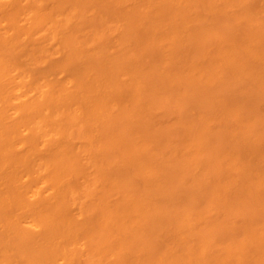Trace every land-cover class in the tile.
<instances>
[{
  "label": "bare ground",
  "instance_id": "bare-ground-1",
  "mask_svg": "<svg viewBox=\"0 0 264 264\" xmlns=\"http://www.w3.org/2000/svg\"><path fill=\"white\" fill-rule=\"evenodd\" d=\"M0 264H264V0H0Z\"/></svg>",
  "mask_w": 264,
  "mask_h": 264
}]
</instances>
